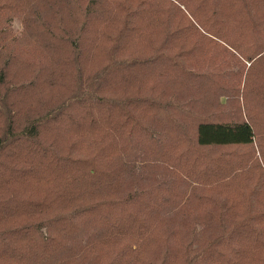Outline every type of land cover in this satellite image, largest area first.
I'll list each match as a JSON object with an SVG mask.
<instances>
[{"label":"trees","instance_id":"1","mask_svg":"<svg viewBox=\"0 0 264 264\" xmlns=\"http://www.w3.org/2000/svg\"><path fill=\"white\" fill-rule=\"evenodd\" d=\"M0 264H264V0H0Z\"/></svg>","mask_w":264,"mask_h":264},{"label":"rangeland","instance_id":"2","mask_svg":"<svg viewBox=\"0 0 264 264\" xmlns=\"http://www.w3.org/2000/svg\"><path fill=\"white\" fill-rule=\"evenodd\" d=\"M12 27L13 29L19 34L21 33V30H22V24H21V20L20 19H14L13 23H12ZM245 63V62H244ZM246 64V63H245ZM246 68L248 69L249 68V64H246ZM240 70V67L239 66H235V65H231L230 68L228 69V71L226 72L227 75H229V71L230 72H237ZM222 102H224V107L225 109H229V107L226 105V103L228 102V98L227 96H224L222 99H221ZM204 112L206 113H212L214 112L213 110H208V109H204Z\"/></svg>","mask_w":264,"mask_h":264}]
</instances>
